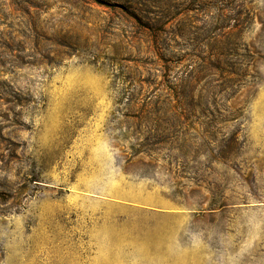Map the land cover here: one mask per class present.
I'll use <instances>...</instances> for the list:
<instances>
[{"label":"rangeland","instance_id":"374dc122","mask_svg":"<svg viewBox=\"0 0 264 264\" xmlns=\"http://www.w3.org/2000/svg\"><path fill=\"white\" fill-rule=\"evenodd\" d=\"M238 1L0 0V264H264V0Z\"/></svg>","mask_w":264,"mask_h":264},{"label":"trees","instance_id":"16d2710c","mask_svg":"<svg viewBox=\"0 0 264 264\" xmlns=\"http://www.w3.org/2000/svg\"><path fill=\"white\" fill-rule=\"evenodd\" d=\"M218 3L221 4V6H223V8H225V6H229L228 3H230V6H233V7H228V9L231 8V10H229V13H231V14H235L236 13L237 14V18H240L242 15H244L241 12H238V9L239 10L240 9H242V10L244 9V6H236L237 3H241L238 0H218ZM228 9L220 11L221 15L219 16V21H218L219 22L218 23L219 28L217 29L220 34L218 35V38H222V36L224 35V32H225L224 30L226 29V24L224 22L227 19V16L225 15V13L227 12ZM246 14H247L248 19L252 20V14L248 13V12ZM235 22L238 23V24L241 23L240 19H235ZM236 28H238V27H236ZM235 30H237V29H235ZM228 34L231 35V33H228ZM224 39H226V38L224 37ZM224 39H219L218 43L222 44V41ZM238 51H239L238 48L235 46L233 54L229 53V55H226V56L223 55V52L220 54L222 59L224 58V59H226L228 61V69L231 70V71H228L227 69H224V70L220 69V70H222L224 72H228L231 75H237V76L239 75L238 73H236V72H239V69H236L237 68L236 65L238 64V62L236 64V63H233V61H230L231 58L234 59V57H235V59L237 58L236 60H238V58L241 57L238 54ZM220 62L218 60V64ZM223 64H224V60H223ZM220 65H222V63H220ZM228 73H225V74H228Z\"/></svg>","mask_w":264,"mask_h":264}]
</instances>
